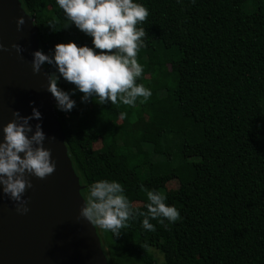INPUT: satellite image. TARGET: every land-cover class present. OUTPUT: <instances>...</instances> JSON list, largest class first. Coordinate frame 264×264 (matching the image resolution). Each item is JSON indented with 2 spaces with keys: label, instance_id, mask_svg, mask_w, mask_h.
I'll list each match as a JSON object with an SVG mask.
<instances>
[{
  "label": "trees",
  "instance_id": "obj_1",
  "mask_svg": "<svg viewBox=\"0 0 264 264\" xmlns=\"http://www.w3.org/2000/svg\"><path fill=\"white\" fill-rule=\"evenodd\" d=\"M137 2L149 15L138 25L146 35L136 83L152 95L128 106L70 93L76 106L58 120L84 199L92 182L116 180L145 212L143 185L164 193L181 218L166 226L150 218L148 231L137 216L119 236L95 226L108 264H155L152 250L163 264H264V0ZM20 3L42 52L68 41L91 46L74 26L64 28L55 0ZM142 102L151 104L152 133L131 127ZM171 181L177 188L167 191Z\"/></svg>",
  "mask_w": 264,
  "mask_h": 264
},
{
  "label": "clouds",
  "instance_id": "obj_2",
  "mask_svg": "<svg viewBox=\"0 0 264 264\" xmlns=\"http://www.w3.org/2000/svg\"><path fill=\"white\" fill-rule=\"evenodd\" d=\"M194 2V0H193ZM67 21L64 28L74 26L91 38V46H77L73 41L57 43L50 54L35 50L31 54V70L39 72L45 64L54 70L47 73L46 91L54 100V106L62 112H70L76 102L70 93L79 92L82 103L97 105L119 102L133 106L152 95L151 89L136 83L144 69L137 61V53L144 46L146 35L138 27L149 15L148 9L137 0H55ZM24 17L16 18L17 30L24 25ZM19 55L20 44L10 46ZM4 51L8 49L2 45ZM99 50V51H98ZM63 80L72 85L68 91L58 86ZM125 113L121 112L123 118ZM13 119L0 127V192L16 202L20 213L28 211L23 199L26 188L31 187L28 175L43 179L56 167L50 150L43 147L46 139L41 125H31L30 120L41 117L33 107L30 115L22 116L13 110ZM54 138V137H50ZM140 188L146 192L145 212L133 209L123 185L116 180L100 179L87 187V194L79 208V217L101 230L119 236L129 220L142 216L141 227L155 231L150 223L156 219L165 225L179 220L180 212L166 204V195L155 190Z\"/></svg>",
  "mask_w": 264,
  "mask_h": 264
},
{
  "label": "water",
  "instance_id": "obj_3",
  "mask_svg": "<svg viewBox=\"0 0 264 264\" xmlns=\"http://www.w3.org/2000/svg\"><path fill=\"white\" fill-rule=\"evenodd\" d=\"M24 17L17 30L15 20ZM20 44L21 54L11 44ZM0 127L13 119V110L41 113L39 123L56 167L43 179L28 175L31 183L23 199L28 211L16 210V202L0 192V264H108L94 225L80 218L82 186L68 156L64 133L47 92V71L31 70V54L39 49L34 20L20 0H0ZM2 135V134H0ZM54 137V138H50Z\"/></svg>",
  "mask_w": 264,
  "mask_h": 264
},
{
  "label": "rangeland",
  "instance_id": "obj_4",
  "mask_svg": "<svg viewBox=\"0 0 264 264\" xmlns=\"http://www.w3.org/2000/svg\"><path fill=\"white\" fill-rule=\"evenodd\" d=\"M174 68H176V65H174ZM161 95V93H159ZM163 95V93H162ZM151 104L149 102H142L140 104V109L142 111V117L139 119V120H136L133 124H132V128L135 129V130H139V131H142V132H145V133H152L153 132V125H151L149 122H148V119H147V116H148V111L150 109V106ZM145 149H149L148 146L145 147ZM107 163L109 165V167H114V164H113V159H112V155L111 153L108 154L107 156ZM166 190L167 191H171L175 188H177V182L176 181H171L170 183H168L166 185ZM152 255H153V258H154V262L155 264H163V259L162 257L159 255V253L155 250H152Z\"/></svg>",
  "mask_w": 264,
  "mask_h": 264
},
{
  "label": "built area",
  "instance_id": "obj_5",
  "mask_svg": "<svg viewBox=\"0 0 264 264\" xmlns=\"http://www.w3.org/2000/svg\"><path fill=\"white\" fill-rule=\"evenodd\" d=\"M52 107H53L54 111H55L56 113H58L59 110H57V109L55 108L53 98H52ZM59 112H60V111H59ZM63 113H65V112H63ZM66 116H67V115H66Z\"/></svg>",
  "mask_w": 264,
  "mask_h": 264
}]
</instances>
